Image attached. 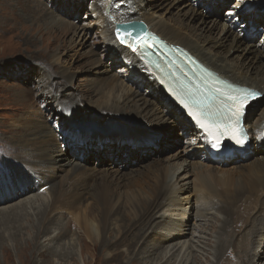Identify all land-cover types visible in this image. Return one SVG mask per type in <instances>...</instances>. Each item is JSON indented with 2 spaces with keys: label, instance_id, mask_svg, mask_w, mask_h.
<instances>
[{
  "label": "rangeland",
  "instance_id": "1",
  "mask_svg": "<svg viewBox=\"0 0 264 264\" xmlns=\"http://www.w3.org/2000/svg\"><path fill=\"white\" fill-rule=\"evenodd\" d=\"M111 1L0 0V169L6 170L5 173L21 175V169L14 160L16 154L21 153L20 160L26 161L29 154L31 157L38 155L37 147H42V141L51 140L49 147L52 155L43 158L44 152L41 151L38 157L41 156L43 162L37 165L42 175L48 170V184L59 181V178H50L54 172L49 169L50 159L54 158L55 151L64 149L73 166L80 164L81 172H89L87 174L99 182L98 186L106 184L114 189L110 210L116 209L117 203L122 210L113 213V216L110 210L107 211L108 228L105 234L109 239L116 234L119 237L125 228L128 221L124 211L131 215L137 212L134 204L137 198L146 200L150 195L159 196L161 193V203L169 191V175L179 163L191 161L187 171L178 178L187 173V180L199 189L196 195L221 215L205 225L211 243L203 245L205 251L193 252L188 263L214 264V241L226 212V204L235 196L240 197L241 202L249 201L263 190L260 184L256 186L257 189L251 187L259 168L258 162L255 157L241 158L242 154L236 152L233 154L235 157L213 161L215 165L232 172L229 178L219 173L217 179L200 180V169L195 164L207 160L203 158L204 149L193 150L190 137L194 135L185 133L181 127L180 130L177 128L176 112L169 117L168 123V120L151 122L147 117L134 118L128 114L114 117L104 108L97 99L104 95L116 96L125 85L131 88L133 96L137 95L140 104L144 105L148 99L152 106L163 105L146 84L136 86L133 84L136 82H132L135 80L129 81L130 77L135 78L129 73L124 59L110 52L104 26V16L107 20L108 13L106 16L104 9ZM141 1L146 16L167 19L210 44L219 41L225 25L243 37L244 46L252 45L256 50L254 55H258L257 64L264 68V19L257 18L258 22L246 27L242 26L246 23V17L242 16L237 22L232 20L231 12L237 9L238 0ZM255 7H260L261 12L259 9L258 12L264 14V2ZM109 17L113 19L115 15L110 13ZM236 53L238 51L230 57L238 61L239 58L234 57ZM246 56H250V53ZM263 96L256 101L260 106L254 112V117L264 107ZM92 107L101 109L103 113ZM87 117L99 127L107 128L114 122L119 124L113 125L116 129L109 131L80 132L76 127H85ZM129 120L139 127L130 129L132 125ZM160 129H164V132L158 140ZM38 133L42 135L39 138ZM22 171L29 172V169L23 167ZM40 192L39 195L46 198L40 200L36 208H26L22 214L19 205L22 200H28L24 198L33 194L18 196L14 201L0 205V210L1 207L11 206L7 209L9 212L16 207L19 211L14 221L0 215V264H123L131 261L140 246L147 247L146 260L149 264L173 262L159 261V253L166 246L159 243L164 236L162 229L167 225L165 221L153 231L152 224L146 229L144 224H132L126 236L135 241L134 246L123 244L120 234L114 247L102 251L104 247H95L89 242L82 227L88 216L97 220L101 218V204L96 197L93 200L90 194L84 193L79 201V209L73 212L67 210L70 215H63L61 211L66 210L64 202L48 201L47 192ZM34 193L38 192L34 190ZM50 194L57 196L60 191L56 189ZM189 194L178 193L179 196ZM55 205L57 207L53 211ZM91 207L96 210L88 215ZM234 219L237 221L239 217L233 216L231 225L235 223ZM193 232L201 233L196 229ZM48 234L54 238H45ZM192 237L193 234L190 235ZM69 239L74 244L65 243ZM258 239L259 236L254 239V245ZM153 245L158 246L152 248ZM125 250L130 254L125 253L122 260L123 256L118 253ZM107 251L117 253V257H106Z\"/></svg>",
  "mask_w": 264,
  "mask_h": 264
},
{
  "label": "bare ground",
  "instance_id": "2",
  "mask_svg": "<svg viewBox=\"0 0 264 264\" xmlns=\"http://www.w3.org/2000/svg\"><path fill=\"white\" fill-rule=\"evenodd\" d=\"M94 1L97 2L99 0ZM261 2H264V0H246L245 2L244 0H238L237 9L231 12L230 18L237 22V20H239L242 16L246 17V23L242 25L244 27L250 23L258 22L257 18L264 19V14L260 13L261 8L255 7V5ZM258 9L260 12H258ZM105 13L106 16L108 13L107 20L104 16L105 32L107 33L105 39L110 52L113 53L114 56L124 59V64L126 65L129 73L133 75V78H135L132 79V77H130L129 81L135 80L132 82H136L133 83L136 86H143L146 84L151 89V92L158 96L157 98L163 105L152 106L153 103H151L148 99H146V103L144 102V105L140 104L137 95L133 96L131 88L126 85L122 87L121 92L118 95H104L100 96L97 100L102 103L104 108L114 117H124L128 114L134 118L147 117L151 122H165L168 120L169 123V117L176 112V118L178 121L175 124L177 128L180 130L181 127L185 133L194 135L190 137L192 140L191 146L193 150L204 149L203 158L205 160L207 159V162L201 161L197 164H195L196 162H193L196 167L200 169L198 172V178L200 180L217 179L219 173H221V176L229 178L232 172L223 169L221 166L215 165V162L213 161L215 159L221 160L223 159L222 157H225L224 159H226L230 156L219 157L211 154L210 147L205 142V136L201 130L194 126V124H192L181 111L176 109L172 101H169L168 94L158 83V79L154 74L153 68H151V66L147 63L142 54L133 52L130 48L118 41L115 28L122 22L127 23L142 20L147 24L150 32L158 34L170 44L186 48L190 53L195 55L199 60L205 63V65L215 70L221 76L236 84L255 88L264 95V68L257 64L256 59H258V55H254L256 50L252 48V45L250 46L247 44L244 46L243 37H241V35L237 32L235 33L232 30L230 31V29L225 27V25L221 30V37L219 36L220 39L218 42L210 44L209 41H202L193 33L186 31L181 26H178L167 19H158L154 16H146L145 11L142 9L141 0H112L107 8L104 9V14ZM110 13L115 15L113 19L110 18L111 16L109 17ZM229 39H231L230 43L228 42ZM235 51H238V53L234 55V57L236 56L239 58L238 61H235L232 57H230L235 53ZM247 53H250V56H246ZM256 103L257 102L255 101L250 105L251 107L245 117L246 126L251 134H253L254 140L248 149L241 150V158L247 159L249 157H255L259 168L255 173L256 178L255 181L251 183V187L252 189H255L256 186H259L260 184L263 187V190L258 193L257 196H253L249 201L241 202L240 197L235 196L233 198L231 197V200L226 204V212L224 211L225 215L218 226V235L215 236V249H213V254L216 257V262L214 264H263L264 261V137L262 136L264 128V107L261 108L258 116L254 117V112H256L257 108L260 106V103ZM92 109L103 113L101 109L95 107H92ZM75 112H78V110H75ZM75 119L76 118L73 120L75 121ZM87 120L88 124L83 125L85 127L76 128L83 130L95 129L94 131H97L99 128L103 131H109L116 129L115 127H112L113 125L119 124V122H114L113 125L109 124L106 128L93 124L90 121L91 119L88 117ZM129 121L131 123H128L131 125L134 123L133 120ZM137 127L139 126L132 125L129 128L134 130ZM163 130L164 129H160V131H158L156 139H160L163 135ZM41 136V134H37L38 138ZM50 143L51 140L42 141V147H37V154L39 155L42 151L44 152L43 158L51 156L53 151H51L52 149L49 147ZM253 145H256L255 149L252 148ZM55 152L56 154L54 153V158H52V160L50 159L51 164L49 169H53L54 171L50 178H59V181L56 183L52 182L50 184H48V170L43 173L44 175H42V170L37 168V165L43 162L41 156L38 157L36 154L37 156L31 157L29 154L26 157V161H21V153L16 154V158L14 160L17 161L16 164L19 166V170L21 169V175L17 176H22L24 179L17 183L5 182L3 186H0V205H5V203L14 201V199L18 196L21 197L29 193L33 194L24 198V200H28H22L19 205L22 214L23 210H26V208H36L38 206V202L46 198L45 195H39L41 194L40 191H42L47 192L46 194L49 198L47 199L48 201H53L54 203L59 200L63 201L66 210H62L61 214L70 215L67 210L73 212L79 209V201L83 198V194H90L93 200L94 197H96L100 202L101 206L96 201V203L100 206L102 213L100 220L92 219V217L90 218L89 216L84 219L82 227L84 228L90 243H93L95 247H104L102 251H106L105 248L114 247V244H116L115 242L122 236L123 244L127 243L128 245L134 246L135 241L128 239L126 236V234L130 233L128 231L132 224H144L145 229L152 224L151 231H153L161 222L165 221L167 225L162 229L164 236L160 238L159 243H163L166 246L159 253V261L169 262L173 260L170 264H192L188 263L189 256L193 252L198 253L205 251V247L203 245H209L211 243V238L207 237L208 231L205 225L215 217L220 218L221 213L218 212V214L213 211L211 205H207L203 198L196 195V191L199 189L198 187L192 186L191 181L187 180V173L186 175H183L182 178H178L182 172L187 171V165L191 161L179 163L175 168V171L169 175L167 181L169 191L166 193L161 203L159 202V198L162 197L161 193H158L159 196H154L155 194L150 195L146 200L137 198L134 203L137 212L131 215L124 211V216L128 222L125 225V228L120 232L121 236L119 234L118 237V234H116L114 238L107 239L105 234L108 228L106 218L108 215L107 211L109 212L112 207L111 195L114 192V189L106 184L102 187L98 186L99 182L87 174L89 172H81L82 170H80L79 163L78 166L72 165V162L67 157V153L64 152V149ZM190 154L191 153H189V155ZM233 154L232 156L235 157ZM239 158L240 157H238V159ZM23 167L29 169V172L22 171ZM4 172L7 171L5 170ZM31 177L33 178L31 179ZM56 189L57 191H60V194L57 196H51L50 193ZM34 190L38 192V195L34 193ZM179 192H189L190 194L179 196ZM160 205H162L161 208H159ZM116 206V209L113 208L110 210V214H112V216L114 215L113 213L118 211L121 212L122 210L121 205L118 206L117 203ZM56 207L57 206L55 205L53 211ZM9 208H11V206L1 207L0 215L3 214V217H6L8 221L17 220V217L19 216L18 208L16 207L11 212L7 210ZM94 210H96V208L91 207L88 215L93 214ZM233 216L239 217V219H237V221L234 219L235 223L231 225V219ZM248 227L249 229L246 230ZM195 229L199 230L201 233L196 234L193 232ZM191 234H193L192 238H190ZM50 236L51 235L48 234L45 238H54H51ZM258 236L259 239L258 241L256 240V244L254 245V239H257ZM65 243L72 245L74 244V241L69 239L68 242L66 241ZM226 245L228 248L226 247L227 249L224 252L225 254L222 255ZM157 246L158 245H153L152 248ZM147 252L146 246H140L136 253L133 254L130 262L122 263L149 264L146 260ZM125 253L126 255L130 254V252L126 250L123 251V253H118V255L123 256L122 260L125 257ZM116 254L117 253L114 252H105V256L108 258H115L117 257ZM222 256H224L223 259ZM155 264H157V262Z\"/></svg>",
  "mask_w": 264,
  "mask_h": 264
},
{
  "label": "snow or ice",
  "instance_id": "3",
  "mask_svg": "<svg viewBox=\"0 0 264 264\" xmlns=\"http://www.w3.org/2000/svg\"><path fill=\"white\" fill-rule=\"evenodd\" d=\"M135 40L137 39L136 37L132 36L131 33H127L125 34V36L123 37V39H120V31L117 30V39L120 43L124 44L126 47L130 48L133 52H135L136 48H135V44H129L128 40L129 39ZM143 43L146 45L147 41H143ZM233 99V103L236 102V98H232ZM247 104V100L245 99L243 103L239 104V108L243 109L246 107ZM185 107H187V105H185ZM229 112L230 114L233 116L234 119H236L237 122H239V117H240V112L239 111H235L233 108H229ZM201 127H204L203 124H201ZM237 144H243L244 141L243 140H236ZM219 144V141H217L216 144L213 145V147H216ZM24 177L22 176H17L15 174H11V173H5L2 169H0V186H3V184L5 182H11V183H17L21 180H23Z\"/></svg>",
  "mask_w": 264,
  "mask_h": 264
},
{
  "label": "water",
  "instance_id": "4",
  "mask_svg": "<svg viewBox=\"0 0 264 264\" xmlns=\"http://www.w3.org/2000/svg\"><path fill=\"white\" fill-rule=\"evenodd\" d=\"M142 27V28H146L147 26L142 22V21H131V22H128V23H123V24H119L117 27L118 28H123V27ZM95 129H90V130H83V129H79L80 132H83V133H94V132H104L103 130H100V129H97V131H94Z\"/></svg>",
  "mask_w": 264,
  "mask_h": 264
}]
</instances>
